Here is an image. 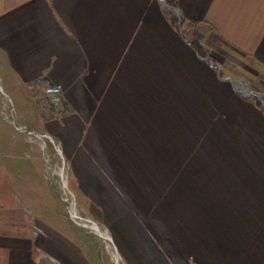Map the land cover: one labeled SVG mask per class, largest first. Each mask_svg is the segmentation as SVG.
Masks as SVG:
<instances>
[{
	"label": "crops",
	"instance_id": "1",
	"mask_svg": "<svg viewBox=\"0 0 264 264\" xmlns=\"http://www.w3.org/2000/svg\"><path fill=\"white\" fill-rule=\"evenodd\" d=\"M166 1L179 14L159 0H0V89L15 105L12 112L4 100L0 105V264L92 259L72 237L76 232L81 243L89 241L66 206L65 217L44 176L40 145L29 134H47L78 165L91 160L76 152L97 142L95 134L133 132L139 116L162 119L165 133H188L196 141L202 81H255L264 93V0ZM222 70L227 73L219 78ZM52 92L62 103L44 112L60 122L37 130L40 98L51 99ZM230 92L223 113L226 151L243 138L253 149L257 141L264 144V119ZM211 130L218 146L217 125ZM26 146L28 158L18 150ZM244 180L254 181L259 191L253 194L261 195L258 180L235 167L225 177L232 197L242 191L247 197ZM257 222L242 264H264V226Z\"/></svg>",
	"mask_w": 264,
	"mask_h": 264
},
{
	"label": "rangeland",
	"instance_id": "2",
	"mask_svg": "<svg viewBox=\"0 0 264 264\" xmlns=\"http://www.w3.org/2000/svg\"><path fill=\"white\" fill-rule=\"evenodd\" d=\"M226 73L222 70L219 78ZM250 83L240 82L238 87L256 91L255 81ZM232 88L229 79L202 81L203 118L201 133L194 134L196 141H190L188 133H165L162 119L156 123L139 116L138 126L131 128L133 132L95 134L97 142L89 140L84 143L86 151L76 152L91 160H80L77 165L43 136L47 134H29L40 145L44 176L57 190L65 217L69 200L81 215L107 228L112 237L110 251L104 238L69 214L89 236V241L81 243L76 232L72 235L83 254L92 258L89 264H115L112 252L119 255L122 264L243 263L242 254L247 253L244 249L251 248V238L257 237L256 222L261 220L264 226V161L258 157L263 155L264 159V144L257 141L253 149L243 138L244 142L234 144L232 153L226 151L227 118L223 113L227 112ZM52 94L51 99L46 95L40 98L43 110L37 130L60 122L44 112L62 103L56 93ZM238 96L251 103L264 119L257 96ZM3 100L7 111L12 112L15 105L0 89V105ZM211 125H217L218 146L212 143L217 135L212 133ZM255 138L261 140L259 134ZM18 150L29 157L27 146L25 151ZM235 167L258 180L263 187L260 196L253 194L259 191L253 187L255 182L248 180H244L247 197H242L243 191L242 198L229 194L225 177ZM64 187L69 192L67 199L62 193ZM255 211L257 214H252Z\"/></svg>",
	"mask_w": 264,
	"mask_h": 264
},
{
	"label": "bare ground",
	"instance_id": "3",
	"mask_svg": "<svg viewBox=\"0 0 264 264\" xmlns=\"http://www.w3.org/2000/svg\"><path fill=\"white\" fill-rule=\"evenodd\" d=\"M61 189H62V193L65 195V198H66V196H67L66 194L69 193L68 190L65 187L61 188ZM68 203H69V210H70L69 212H70L71 216L73 218H76L83 227L91 230L95 234H97L100 237L104 238L107 249L112 251L111 250L112 246L110 245V242H112V237H111L109 231L105 227L100 225L99 223L93 222V221L90 220V218H87L84 215H81L77 211V209L75 208L74 204L71 203L69 200H68ZM112 255H113V261L115 262V264H122L121 261H120L119 255L117 253L114 254V252H112Z\"/></svg>",
	"mask_w": 264,
	"mask_h": 264
},
{
	"label": "water",
	"instance_id": "4",
	"mask_svg": "<svg viewBox=\"0 0 264 264\" xmlns=\"http://www.w3.org/2000/svg\"><path fill=\"white\" fill-rule=\"evenodd\" d=\"M162 7L165 8V9H172L175 13L179 14V10L177 7H173L171 5H169L167 3L166 0H159ZM231 81V84H232V87L234 89V91L240 95V96H248V95H255L258 97V99L261 101L262 103V108H263V111H264V94L263 93H260V92H257V91H254L251 89V87L248 88V90L245 92L244 90H242V88H239L238 87V84L240 82H245L248 84L247 81H245L244 79H230ZM249 85V84H248ZM64 201V203H66V200L65 199H62ZM66 208H67V211L68 213L70 214V210H69V207L66 205Z\"/></svg>",
	"mask_w": 264,
	"mask_h": 264
},
{
	"label": "trees",
	"instance_id": "5",
	"mask_svg": "<svg viewBox=\"0 0 264 264\" xmlns=\"http://www.w3.org/2000/svg\"><path fill=\"white\" fill-rule=\"evenodd\" d=\"M191 44H192V45H195V46H197V47L199 46V44H198L197 42H196V43L191 42ZM197 49L199 50V48H197Z\"/></svg>",
	"mask_w": 264,
	"mask_h": 264
},
{
	"label": "built area",
	"instance_id": "6",
	"mask_svg": "<svg viewBox=\"0 0 264 264\" xmlns=\"http://www.w3.org/2000/svg\"><path fill=\"white\" fill-rule=\"evenodd\" d=\"M57 97H52V99H56Z\"/></svg>",
	"mask_w": 264,
	"mask_h": 264
}]
</instances>
